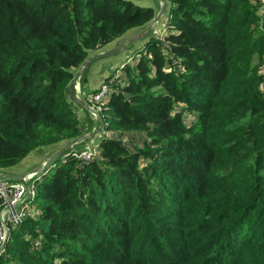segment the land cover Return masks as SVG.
I'll return each mask as SVG.
<instances>
[{
	"label": "trees",
	"instance_id": "trees-1",
	"mask_svg": "<svg viewBox=\"0 0 264 264\" xmlns=\"http://www.w3.org/2000/svg\"><path fill=\"white\" fill-rule=\"evenodd\" d=\"M169 1L167 32L106 77L93 157L35 179L0 264H264L262 2ZM155 12L0 0V172L81 135L74 72Z\"/></svg>",
	"mask_w": 264,
	"mask_h": 264
},
{
	"label": "water",
	"instance_id": "water-1",
	"mask_svg": "<svg viewBox=\"0 0 264 264\" xmlns=\"http://www.w3.org/2000/svg\"><path fill=\"white\" fill-rule=\"evenodd\" d=\"M155 11V16L146 25L137 28L132 34L128 36L119 38L110 46L109 49H102L100 51L93 52L74 72V76L67 85V91L69 92L72 101L76 103V105L80 106L82 110H85L91 115L92 119L94 120L93 125L87 131L83 130L81 135L67 140L55 151L53 150L52 153L49 154L37 166H34L20 173H15L13 171L0 172V182H23L30 185L31 182H35L36 178L45 173L48 168L54 166L55 162L60 159H64L68 155H71V153L75 149L84 148L81 145H90L89 142L94 140L99 135H101L103 138L106 133L104 129V120L102 114L98 109H96L95 106L91 104L89 97L90 95H92V93H94V91L92 90V92H89L85 90V87H90V83H88L90 73L88 74L87 71L95 60L113 56L122 50L129 49L138 40L144 38L148 39V37L153 36L155 34V29L159 28L161 23L164 20L168 19L170 12V1L157 0V8L155 9ZM107 76L109 75L104 76V80L101 83L100 87L105 83Z\"/></svg>",
	"mask_w": 264,
	"mask_h": 264
},
{
	"label": "built area",
	"instance_id": "built-area-1",
	"mask_svg": "<svg viewBox=\"0 0 264 264\" xmlns=\"http://www.w3.org/2000/svg\"><path fill=\"white\" fill-rule=\"evenodd\" d=\"M261 2L259 13L264 12V0ZM109 92V86L104 83L96 93L89 96L91 104L101 111L99 104ZM97 147L75 149L71 155L78 159L90 161ZM0 196L3 198L0 207V252H2L4 250L3 243L9 235V224L16 227L28 215L30 201L35 196L34 182H31L30 185L23 182H0Z\"/></svg>",
	"mask_w": 264,
	"mask_h": 264
},
{
	"label": "rangeland",
	"instance_id": "rangeland-1",
	"mask_svg": "<svg viewBox=\"0 0 264 264\" xmlns=\"http://www.w3.org/2000/svg\"><path fill=\"white\" fill-rule=\"evenodd\" d=\"M133 2H135L136 4L140 5V6H144V7H150L148 6L150 3H153V2H157V0H131ZM137 28H134V29H131V30H128L125 32L124 35H122L121 37H124V36H128L130 34H132ZM167 32V28H156L155 29V34L156 36H160L162 37L163 36V33L165 34ZM147 40V38H144V39H141V40H138L136 43H134V45H132L129 49H126V50H122L120 52H118L117 54L113 55V56H110V57H107V58H100V59H97L95 60L91 67L89 68V70L87 71L88 74L90 73L91 76L89 78V82L88 83H94V88L93 89H99L100 85H98L99 81L101 80L102 76L106 73V75H111L113 74L117 68L119 67V65L126 61L127 58H129L130 56L134 55L136 53V51L140 48L141 44ZM111 46V44H108L106 46H104L102 49L104 50H107L109 49ZM105 69H107V71L105 72ZM105 72V73H104ZM87 74V75H88ZM86 84V83H85ZM84 84V85H85ZM98 85V86H97ZM97 86V88H95ZM93 94V93H92ZM91 96V95H90ZM82 111V110H81ZM83 112V111H82ZM88 115H90L89 113H85ZM91 116V115H90ZM88 124V122L86 123ZM107 135V133H106ZM143 134L140 135V138H142ZM101 138L102 136L99 135L97 136L94 140H92L90 143V145L88 144H85V145H81L82 147H92V146H98L101 142ZM141 139H137V142H139ZM80 146V147H81ZM56 149H54L55 151ZM38 153L34 152L31 157L32 158H36L38 157L37 156ZM27 161V160H25ZM24 161V162H25ZM23 166L24 163L23 161L21 162ZM20 165V164H19ZM29 164H26L25 168L28 167ZM30 169V168H29ZM11 170V169H10ZM12 170L15 171V168H13ZM6 171H9V170H6ZM8 240V237L6 238V240L4 241L3 243V246L4 247L6 245V242Z\"/></svg>",
	"mask_w": 264,
	"mask_h": 264
},
{
	"label": "crops",
	"instance_id": "crops-1",
	"mask_svg": "<svg viewBox=\"0 0 264 264\" xmlns=\"http://www.w3.org/2000/svg\"><path fill=\"white\" fill-rule=\"evenodd\" d=\"M148 6H150V7H153L154 9H156L157 8V2H153V3H150ZM167 20L168 19H166V20H164L162 23H161V25H160V27L159 28H167ZM164 34V33H163ZM107 71V69H105V72ZM104 72V73H105ZM106 75V73L102 76V78H101V80L99 81V83H98V85H100L102 82H103V80H104V76ZM90 76H91V74H90ZM94 83H90V87H85V90H87V91H89V92H92V90L94 91ZM97 85V86H98ZM97 86L95 87V88H97ZM77 107V109H78V114H79V119L81 120V123H82V125H83V130L84 131H87L92 125H93V122H94V120L92 119V117L90 116V115H88L87 116V114H85V113H87L85 110H82V108L80 107V106H78V105H76ZM83 112H82V111ZM88 122V124H86ZM53 150L52 149H47V151H45V152H43V154H40V153H38V157H36V158H32V157H29L28 159H27V161H23V163H24V165L26 166V164H29L28 165V167H26L25 168V166H23V165H17L16 167H15V171H13V172H15V173H20V172H24L25 170H27V169H29V168H32V167H34V166H37L38 164H40L49 154H51V152H52ZM12 171V170H11Z\"/></svg>",
	"mask_w": 264,
	"mask_h": 264
}]
</instances>
